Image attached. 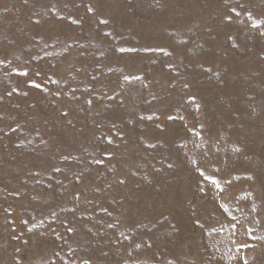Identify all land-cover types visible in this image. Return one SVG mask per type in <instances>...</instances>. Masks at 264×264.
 I'll return each mask as SVG.
<instances>
[{"label":"rangeland","instance_id":"1","mask_svg":"<svg viewBox=\"0 0 264 264\" xmlns=\"http://www.w3.org/2000/svg\"><path fill=\"white\" fill-rule=\"evenodd\" d=\"M0 264H264V0H0Z\"/></svg>","mask_w":264,"mask_h":264}]
</instances>
